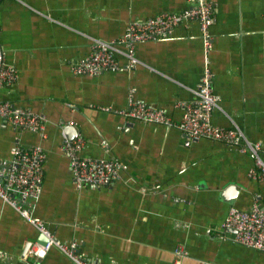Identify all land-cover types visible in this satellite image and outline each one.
Masks as SVG:
<instances>
[{"label":"crops","instance_id":"0c3cea01","mask_svg":"<svg viewBox=\"0 0 264 264\" xmlns=\"http://www.w3.org/2000/svg\"><path fill=\"white\" fill-rule=\"evenodd\" d=\"M188 0H0V42L18 71L0 100L43 112V135L15 130L0 118V161L9 160L16 139L46 152L42 190L33 217L62 242L76 241L91 264H264V252L217 233L229 207L264 210V180L247 175L248 153L207 138H190L174 125L127 120V95L163 109L172 123L191 102L205 59L213 74L219 109L212 122L235 123L249 141L264 144V0H212V45L204 54L195 21L154 41L137 42L138 63L100 74H75L72 66L93 41L120 36L131 20L177 12ZM109 106L113 111L97 107ZM72 127L84 139L82 155L114 158L125 165L109 186L72 183L60 149ZM105 145V147H104ZM264 161V154L261 155ZM229 185L234 190L229 191ZM44 237L0 198V264H74L52 247L40 260L28 254Z\"/></svg>","mask_w":264,"mask_h":264},{"label":"built area","instance_id":"2783aa9c","mask_svg":"<svg viewBox=\"0 0 264 264\" xmlns=\"http://www.w3.org/2000/svg\"><path fill=\"white\" fill-rule=\"evenodd\" d=\"M189 5L177 12H160L143 20H131L123 33L110 41H93L90 53L72 66L75 74H100L119 68L118 55L127 61V67H134L138 61L134 56V46L141 41H154L168 35L175 26L195 21L201 33L204 54H208L212 45L209 26L213 17L212 0H188ZM18 79V71L8 63L0 42V89L12 86ZM213 74L205 59L195 94L191 102H178L183 113L177 123H172L163 109L145 103L133 97L132 89L128 92L126 107L120 114L127 120L144 123L174 125L190 138H207L219 141L240 152L248 153L254 165L247 171L248 177L264 180V144L249 141L243 131L233 123L221 127L212 122V113L219 109V97L213 89ZM101 111H113L109 106L97 107ZM0 118L6 120L15 130L39 132L47 118L43 112H36L28 107L17 106L7 100H0ZM61 126H66L61 124ZM84 139L81 134L72 139L64 137L60 149L68 158L71 179L76 189L84 186L103 187L113 184L120 178L125 165L114 158L82 155ZM105 147V145H104ZM45 150L40 145H25L16 139L9 160L0 161V198L28 219L45 238L44 242L34 240L28 247V254L35 260L43 258L52 247L57 248L74 264H91L79 250L76 241L62 242L49 230L47 224L33 217V208L42 190L43 163ZM232 231L231 239L249 248L264 252V210L254 202L249 210L231 206L227 210L217 233ZM172 264H181L186 255L183 245L174 248Z\"/></svg>","mask_w":264,"mask_h":264},{"label":"water","instance_id":"95a60500","mask_svg":"<svg viewBox=\"0 0 264 264\" xmlns=\"http://www.w3.org/2000/svg\"><path fill=\"white\" fill-rule=\"evenodd\" d=\"M63 132L66 135V137L69 139H72L76 135L75 130L72 127H69V125L64 126ZM228 190L233 191L234 190L233 185H229ZM44 241H45V238L40 240V242H44Z\"/></svg>","mask_w":264,"mask_h":264}]
</instances>
